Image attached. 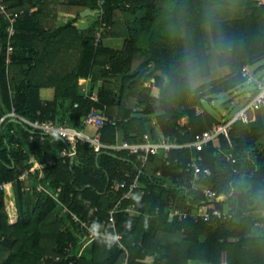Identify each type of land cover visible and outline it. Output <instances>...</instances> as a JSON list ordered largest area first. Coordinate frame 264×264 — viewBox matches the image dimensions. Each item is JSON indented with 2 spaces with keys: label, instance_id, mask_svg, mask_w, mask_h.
<instances>
[{
  "label": "trees",
  "instance_id": "obj_1",
  "mask_svg": "<svg viewBox=\"0 0 264 264\" xmlns=\"http://www.w3.org/2000/svg\"><path fill=\"white\" fill-rule=\"evenodd\" d=\"M55 5L74 17L47 28L54 21L44 7ZM85 7L96 12L80 29L74 21ZM3 8L18 13L8 64ZM61 36H77L79 56L70 68L53 69L59 82L53 97L42 100L32 73L48 38ZM107 36L121 38V46L105 44ZM263 57L264 0H1L0 115L14 107L31 119L84 128L83 117L96 106L108 116L99 128L102 142L119 136L138 141L149 133L186 144L230 118L203 101L254 79L250 65ZM87 76L92 86L102 80L97 101L90 97L92 87L85 91L77 83ZM231 100L220 106L229 107ZM158 111L153 121L149 115ZM254 113L251 120L233 121L228 137L218 135L200 150L182 145L168 149L166 157L151 155L128 198L122 195L137 175L134 154L95 151L80 139L72 159L58 156L64 140L6 119L0 131V264H264V104ZM32 151L53 160L39 177L21 179ZM194 159L211 170L200 174L196 186L188 167ZM204 187L221 197L206 199ZM120 198L113 228L109 210ZM130 203L137 211L125 209ZM204 208L228 215L206 220L191 213ZM170 209L189 214L179 219ZM90 227L115 230L122 246L107 236L90 237Z\"/></svg>",
  "mask_w": 264,
  "mask_h": 264
},
{
  "label": "built area",
  "instance_id": "obj_2",
  "mask_svg": "<svg viewBox=\"0 0 264 264\" xmlns=\"http://www.w3.org/2000/svg\"><path fill=\"white\" fill-rule=\"evenodd\" d=\"M1 1V0H0ZM5 11V9H2ZM6 12L8 17L7 24V41L4 47L5 60L8 64L11 61L12 53L14 50L13 44V35L15 33V24L18 17L17 12ZM100 30L95 31V35L97 38H100ZM242 71L244 74L249 73L248 66H243ZM250 95V94H249ZM91 99L97 101V95L92 93L90 95ZM264 104V81H259L257 85V91L249 96L248 99L240 104V108L236 111L234 115L228 118L225 121L214 122L209 128L204 129L201 133L197 135V137L186 144H180L174 140L170 135L161 134L159 139H153L149 133H144L142 138L138 141H129L127 139H122L120 141L114 143H105L102 142L99 138L100 131L99 128L108 121V116L105 112L96 106H92L90 110L83 117L82 122L84 127L92 128L93 132H88L84 128L76 127L69 124L64 123H56L52 119H31L26 117L23 114H20L12 107L9 111L4 112L0 115V131L4 127V123L6 119H12L18 121L20 124L29 127L33 131H38L42 134V136L54 135L61 137L62 140L66 143V147L58 151V156H69L71 159L75 156L76 153V142L78 140H82L88 142L95 151H100L102 149H126L128 153L134 154L136 156L138 166H137V175L130 182L127 191L122 195V198L130 197L133 189L139 186L138 176L139 173L143 171L145 164L148 162L149 157L153 154L161 153L164 157L167 155L168 149L171 147H178L182 145H190L194 147L196 150L202 149L209 141L216 139L218 135L229 136V129L233 121L238 118H242L245 121L251 120L254 118V112L260 106ZM31 138V137H30ZM228 159L231 161H235V157L229 153L227 155ZM51 159L40 160L36 154V151H32L31 155L26 159V162L29 164L20 175L19 178L27 179L29 174L32 176L37 175L38 177L41 175V171L46 163H51ZM188 167L192 170V179L191 182L194 186H196V181L198 180L200 174L208 175L211 170L208 167L201 168L199 163L194 159L192 162L188 164ZM124 181H116V186L124 185ZM4 182H0V188H3ZM38 189H45L39 182L36 183ZM203 192L206 196V199L215 200L221 197L216 191H214L210 187H204ZM56 197L57 192L53 193ZM121 198L117 200L115 205L109 210V224L114 228V218L113 212L117 208L120 203ZM127 211L135 212L137 208L133 204H128L125 208ZM195 216H203L204 219L209 220L211 216H216L218 218H225L228 214L224 211H221L218 208H213L212 211H208L207 209H196L191 212ZM170 215H176L179 219L186 217L189 212L181 209H170ZM104 237L107 236L109 239L116 241L120 246V234L115 230L112 233L106 234L103 230L96 229L90 227V237Z\"/></svg>",
  "mask_w": 264,
  "mask_h": 264
},
{
  "label": "crops",
  "instance_id": "obj_3",
  "mask_svg": "<svg viewBox=\"0 0 264 264\" xmlns=\"http://www.w3.org/2000/svg\"><path fill=\"white\" fill-rule=\"evenodd\" d=\"M54 8H55V10H52L46 6L44 7V12L47 15H49L50 18H53V21H54V23H49V24L45 23L44 26L47 28L51 27V24H54L55 26L61 25V24L65 23L68 19L74 17L73 14H70L69 12L64 11L62 8L57 7V5H55ZM70 16H72V17H70ZM79 17L84 18L86 16L80 15ZM79 17L74 21V24L80 29L86 28L87 25H84V26L79 25V21H78L80 19ZM50 22H51V20H50ZM106 39H108V40H106ZM48 40H49V42L47 43V45L41 48L42 53L44 54L41 58V62L39 65H37L34 68V71L32 73V77H33L34 81L36 83H38L39 85H41L40 97L42 100L51 99L53 97L54 89L59 82L58 74H52L53 69L59 68V69L63 70L64 67L70 68L74 63L77 62V59L79 56V48H80L77 36L73 37L72 40L68 36H66V37L61 36L58 38H48ZM104 43L107 45H110L112 47L117 48V47L121 46L122 39L118 38V37L107 36L104 39ZM72 49L74 50L73 54H71ZM6 69L8 71V67ZM153 80H154L153 77L150 78V80L148 81L147 84L150 85L151 82H153ZM101 82H102V80L99 79L92 86L90 77H88V76L87 77H79L78 81H77L78 84H81L82 86H84L85 91H88L92 87L91 94L94 93L96 95H97V88L101 84ZM152 87H153V85H152ZM152 87H151V89H152ZM116 91L118 92V90H116ZM149 92L151 93V90ZM157 113H159V111L155 112V113H151L149 115V117H151L152 120L154 121L153 117ZM187 121H188L187 115L182 116L180 119V122L183 124L187 123ZM84 129L88 132H93L92 128L84 127ZM159 138H160V135L157 139H159ZM120 140H121V138L119 136L118 141H120Z\"/></svg>",
  "mask_w": 264,
  "mask_h": 264
},
{
  "label": "rangeland",
  "instance_id": "obj_4",
  "mask_svg": "<svg viewBox=\"0 0 264 264\" xmlns=\"http://www.w3.org/2000/svg\"><path fill=\"white\" fill-rule=\"evenodd\" d=\"M93 15H86L84 18H80L79 16V25H89L93 21ZM72 17V16H70ZM68 18V17H67ZM65 20V19H64ZM108 40V39H106ZM251 71L255 69L254 79H249L243 85L238 86L237 88L231 91H222L220 93L214 94L212 96L213 100L209 103L208 101L204 100V104L212 111L224 114L227 117H231L236 113V111L240 108V104L246 101L249 90L259 81H264V57L259 61L255 62L254 64L250 65ZM148 83V82H147ZM228 99H232L229 103V107H221L220 103L222 101H227Z\"/></svg>",
  "mask_w": 264,
  "mask_h": 264
},
{
  "label": "water",
  "instance_id": "obj_5",
  "mask_svg": "<svg viewBox=\"0 0 264 264\" xmlns=\"http://www.w3.org/2000/svg\"><path fill=\"white\" fill-rule=\"evenodd\" d=\"M96 12L95 9H90L89 7H85L80 11L81 16H86V15H93ZM61 138V137H60Z\"/></svg>",
  "mask_w": 264,
  "mask_h": 264
},
{
  "label": "clouds",
  "instance_id": "obj_6",
  "mask_svg": "<svg viewBox=\"0 0 264 264\" xmlns=\"http://www.w3.org/2000/svg\"><path fill=\"white\" fill-rule=\"evenodd\" d=\"M214 12H215V9H210V13H209L210 18L214 14ZM193 75H195V69H193Z\"/></svg>",
  "mask_w": 264,
  "mask_h": 264
}]
</instances>
